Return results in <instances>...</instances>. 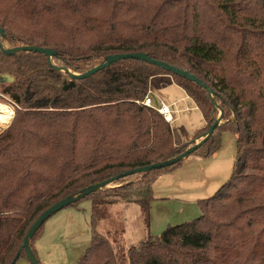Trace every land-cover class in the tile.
<instances>
[{
  "label": "trees",
  "instance_id": "16d2710c",
  "mask_svg": "<svg viewBox=\"0 0 264 264\" xmlns=\"http://www.w3.org/2000/svg\"><path fill=\"white\" fill-rule=\"evenodd\" d=\"M0 29V96L15 104L0 134V264L28 260L23 241L53 205L179 157L209 132L219 108L223 123L193 155L212 157L230 132L237 141L231 178L197 202L198 218L132 246L129 264H264V0H0ZM26 46L56 54L49 63L36 52L4 53ZM140 53L197 76L212 97L138 60L84 80L67 72L85 74L111 55ZM172 85L204 118L191 140L142 105ZM185 161L125 177L72 205L92 203L91 245L78 264H121L114 243L124 227L110 230L112 240L100 232V217L116 204H135L149 222L153 185ZM45 224L30 241L36 255Z\"/></svg>",
  "mask_w": 264,
  "mask_h": 264
},
{
  "label": "rangeland",
  "instance_id": "374dc122",
  "mask_svg": "<svg viewBox=\"0 0 264 264\" xmlns=\"http://www.w3.org/2000/svg\"><path fill=\"white\" fill-rule=\"evenodd\" d=\"M151 93L152 98H154L156 103L163 100L167 104L172 105L174 104L173 102L179 100L174 108L176 109L177 105L178 107L185 106L183 102L180 103V100L186 97L187 94L178 86H169L162 90L152 91ZM0 103L7 105L10 109H13L11 107L14 105L13 111L15 115V104L9 101L8 98L0 96ZM192 105L195 107L193 101ZM11 122H8L7 124L0 123V134L10 126ZM204 122L202 113L199 110H194L190 114H182L180 120H177L172 126L177 129H185L188 133L189 140H191L192 135L204 127ZM227 135L233 137L230 132H223L222 146L229 139H225V136L227 137ZM202 140L203 137L198 138L195 140V144ZM174 210H176V208H172L169 213L161 211L158 215L160 217L164 216V220H166L171 212L176 216L177 211ZM198 214L199 213H197V215ZM91 216L92 203L86 200L82 201L77 206H71L60 211L46 222L44 231H49L53 228L58 232L56 238L50 243L49 252H45L46 260H48L49 264H78L81 257L91 245ZM106 216V220L101 219L102 216L100 217L99 230L102 234L109 236L112 240L113 237L109 235V233L112 234L111 231H114L118 224L122 225L125 223L122 237H119V243L117 245L114 243L121 264H129L128 250L132 246L139 245L140 242L146 240L149 236H161L167 228L159 222H152L151 217L148 222L147 217L143 214L142 208L135 204L126 205L124 203H119L108 207L106 208ZM189 218L187 219L189 220ZM191 220H194V218H191L190 221ZM173 222L175 223L172 224V226H175L185 223L186 221ZM41 256L43 260V255ZM42 260L39 258V261L43 264Z\"/></svg>",
  "mask_w": 264,
  "mask_h": 264
},
{
  "label": "crops",
  "instance_id": "0c3cea01",
  "mask_svg": "<svg viewBox=\"0 0 264 264\" xmlns=\"http://www.w3.org/2000/svg\"><path fill=\"white\" fill-rule=\"evenodd\" d=\"M181 90L184 91L183 89ZM184 93L186 92L184 91ZM153 101L154 104H159L155 102L154 98ZM178 101L173 103H177ZM182 102L185 106L178 107L177 105L176 109L181 112L178 114L174 113L175 122L180 120L182 114H190L194 110H198L196 106L193 107L192 101L188 96L182 98L180 103ZM172 109L173 111L176 110L174 107H172ZM227 138L229 139L223 144L220 151L212 157L205 159L198 156H190L186 159L182 168L161 177L155 182L153 185L154 201L150 207L152 222L156 221L168 227L175 223L173 221L187 222L190 221L191 218L196 219L199 217L200 209L197 202L213 197L219 189L229 181L233 174L237 158V141L230 135H227V137L225 136V139ZM172 208H176V210H174L177 211L176 216L171 212L166 220H164V216L160 217L158 215L161 211L169 213ZM197 213L199 214L197 215ZM187 218H189V220ZM122 226L125 228V223L122 224ZM57 235V230L51 228L49 231H44L42 237L35 243L38 259L40 258V260H42L41 255H43V264H49L48 260H46L45 252H49L50 243ZM17 264L31 263L27 259H21Z\"/></svg>",
  "mask_w": 264,
  "mask_h": 264
},
{
  "label": "water",
  "instance_id": "95a60500",
  "mask_svg": "<svg viewBox=\"0 0 264 264\" xmlns=\"http://www.w3.org/2000/svg\"><path fill=\"white\" fill-rule=\"evenodd\" d=\"M0 34L3 35V31L2 29H0ZM0 48H2V45L0 43ZM21 51H27V52H36V53H40L43 55H46L47 60L49 63H51V58L56 54L53 50L51 49H44V48H39V47H30V46H26V47H17L14 49H8V50H4V53L6 55H14L18 52ZM128 59H132V60H138V61H142V62H146L148 64H152L155 66H158L160 68H162L164 71L170 72L175 74L178 77L187 79L191 82L197 83L198 85H200L201 87H203L204 89H206L208 91V93L210 94V96L212 97V92L209 89V87L205 84L202 83V81L195 75L184 71L182 69H179L175 66L169 65L165 62L162 61H158V60H154L150 57H148L145 54H117V55H111L109 57L106 58V60L102 63H100L98 66L94 67L93 69H91L90 71L86 72L85 74H73L71 71H67L70 75V77H72L74 80H84L87 78L92 77L93 75L97 74L100 71L105 70L106 68H109L111 65L116 64L122 60H128ZM8 81H12V79L8 80ZM74 84H70L68 86L65 87V90H68L69 88L73 87ZM219 119L214 123V125L210 128L209 132L207 134L204 135L203 140L200 141L199 143H196L192 148L188 149L186 152H184L183 154H181L179 157H176L172 160L169 161H164V162H160V163H156L147 167H143L140 168L138 170H134V171H128L126 173H122L108 181H105L101 184L98 185H94L92 187L87 188L86 190H84L80 195H78L77 197H67L65 199H63L62 201L56 203L55 205H53L51 208H49L48 210H46L42 215H40V217L35 221V223L32 225V227L30 228L28 234L26 235L24 241H23V248L26 251V255L28 257V260L30 261L31 264H40V261L37 257V255L35 254V252L32 250V247L30 245V241L31 239L35 236V234L37 233V231L50 219L52 218L54 215H56L57 213H59L60 211L71 207L72 205L78 203L81 199L91 195L92 193L101 190L103 187H109L113 182L119 181L125 177H129L132 176L134 174H147L153 170H160V169H164L170 166H173L174 164L181 162L185 159H188L190 156H192L194 154L195 151H197L202 145L205 144L206 140L209 139L215 132L216 128L219 127L222 123H223V111L221 108H219Z\"/></svg>",
  "mask_w": 264,
  "mask_h": 264
},
{
  "label": "built area",
  "instance_id": "2783aa9c",
  "mask_svg": "<svg viewBox=\"0 0 264 264\" xmlns=\"http://www.w3.org/2000/svg\"><path fill=\"white\" fill-rule=\"evenodd\" d=\"M142 105L156 110L170 124H174L175 122L174 113L178 114L181 112L178 109L173 111L172 107H175L176 103L173 105H167L163 101H160L158 105L154 104L153 98L151 97V92L146 96L145 100L142 102ZM11 108L14 109V105Z\"/></svg>",
  "mask_w": 264,
  "mask_h": 264
},
{
  "label": "bare ground",
  "instance_id": "6f19581e",
  "mask_svg": "<svg viewBox=\"0 0 264 264\" xmlns=\"http://www.w3.org/2000/svg\"><path fill=\"white\" fill-rule=\"evenodd\" d=\"M13 116V109H10L7 105L0 103V123L7 124L8 122H11Z\"/></svg>",
  "mask_w": 264,
  "mask_h": 264
}]
</instances>
